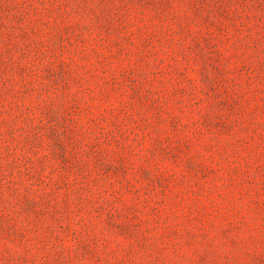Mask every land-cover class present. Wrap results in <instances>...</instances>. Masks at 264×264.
I'll list each match as a JSON object with an SVG mask.
<instances>
[{
  "label": "rangeland",
  "instance_id": "1",
  "mask_svg": "<svg viewBox=\"0 0 264 264\" xmlns=\"http://www.w3.org/2000/svg\"><path fill=\"white\" fill-rule=\"evenodd\" d=\"M0 264H264V0H0Z\"/></svg>",
  "mask_w": 264,
  "mask_h": 264
}]
</instances>
